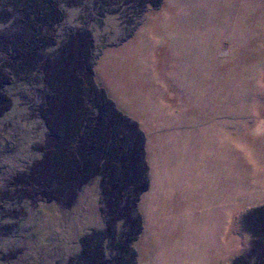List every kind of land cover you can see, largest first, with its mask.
<instances>
[{
  "label": "rangeland",
  "instance_id": "obj_1",
  "mask_svg": "<svg viewBox=\"0 0 264 264\" xmlns=\"http://www.w3.org/2000/svg\"><path fill=\"white\" fill-rule=\"evenodd\" d=\"M262 213L264 0H0V264H264Z\"/></svg>",
  "mask_w": 264,
  "mask_h": 264
},
{
  "label": "flooded vegetation",
  "instance_id": "obj_2",
  "mask_svg": "<svg viewBox=\"0 0 264 264\" xmlns=\"http://www.w3.org/2000/svg\"><path fill=\"white\" fill-rule=\"evenodd\" d=\"M83 72V71H82ZM85 72H83V74H84ZM78 77L80 78L79 79V84H80V91H81V99H79L80 100V104H81V106L83 107V106H87V104H89V102L91 101V100H93L94 98H93V96L95 95L96 96V93L97 92H99V88L95 85V81H94V79L92 78V81H91V86L93 87V89L94 90H92V89H90L89 87H88V85H90L89 83H86V80H84V78L81 76V74L79 75V73H78ZM96 100V99H95ZM92 109L90 108V110H89V113H90V115H91V118H90V120L87 122L88 123V126H87V128H91V126H92V124H94L95 123V120H96V117H95V114H94V112L92 113V111H91ZM79 116H82V114H79ZM104 119V118H103ZM105 121L103 122V123H105V122H107V127H109L111 124H113V123H115L116 121L115 120H109V121H106V119H104ZM83 121V120H82ZM102 123V124H103ZM116 124V123H115ZM125 156V155H124ZM128 158H131V156L130 155H128ZM122 160V165L123 166H125L126 164H127V162H128V160L126 161V160H123L124 159V157H122L121 158ZM129 163V162H128ZM250 217L251 216H248V218H247V221L250 219ZM261 218L262 219H264V213H262L261 214ZM256 231V230H255ZM256 246V245H255ZM257 246H258V244H257ZM257 246L254 248V250H252L251 251V254H250V258L252 257V256H254V254H256V251H257Z\"/></svg>",
  "mask_w": 264,
  "mask_h": 264
},
{
  "label": "crops",
  "instance_id": "obj_3",
  "mask_svg": "<svg viewBox=\"0 0 264 264\" xmlns=\"http://www.w3.org/2000/svg\"><path fill=\"white\" fill-rule=\"evenodd\" d=\"M165 96V95H164ZM160 97V96H159ZM179 109H175L174 110V112H177ZM173 112V113H174ZM166 123H168V122H166ZM174 123V122H173ZM169 124V123H168ZM175 124V123H174ZM170 125V124H169ZM169 128H172V129H177V128H179V126L177 125V124H175V126H169Z\"/></svg>",
  "mask_w": 264,
  "mask_h": 264
}]
</instances>
